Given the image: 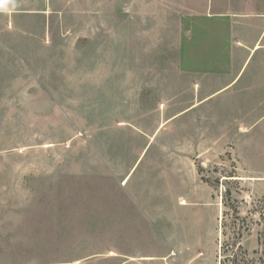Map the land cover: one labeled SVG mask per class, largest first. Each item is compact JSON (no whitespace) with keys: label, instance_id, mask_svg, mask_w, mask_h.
I'll use <instances>...</instances> for the list:
<instances>
[{"label":"rangeland","instance_id":"1","mask_svg":"<svg viewBox=\"0 0 264 264\" xmlns=\"http://www.w3.org/2000/svg\"><path fill=\"white\" fill-rule=\"evenodd\" d=\"M263 3L106 0L103 39L41 56L0 30V264H264V136L232 132L226 93L204 100L223 83L177 50L182 18Z\"/></svg>","mask_w":264,"mask_h":264},{"label":"crops","instance_id":"2","mask_svg":"<svg viewBox=\"0 0 264 264\" xmlns=\"http://www.w3.org/2000/svg\"><path fill=\"white\" fill-rule=\"evenodd\" d=\"M90 2L0 0L2 38L16 36L27 44L29 41H37L36 50L39 52L36 54L40 56L48 50L45 42L47 39H89L95 35L97 39H103L106 34V0H99L97 6V34L89 31ZM257 4L258 8L261 7L259 2ZM242 6L251 9L255 5L248 2ZM262 6L264 8V3ZM75 14L85 17L87 25L83 27L85 32L83 30L74 36L68 30L63 32L62 28L65 23L71 24ZM32 22L41 23V31L30 30L28 25ZM7 26L12 28L7 29ZM54 27L61 30H53ZM134 32L130 36L137 42L139 33L137 29ZM117 34L115 32L114 36H122ZM178 34L177 50L181 72L192 75L199 83H223L204 100L224 91L227 97V120L232 132L236 128L251 136H264V10L190 15L180 20ZM22 48L30 47H18L19 55H27L28 52ZM248 172L261 175L264 174V168L258 167L251 171L249 167Z\"/></svg>","mask_w":264,"mask_h":264},{"label":"bare ground","instance_id":"3","mask_svg":"<svg viewBox=\"0 0 264 264\" xmlns=\"http://www.w3.org/2000/svg\"><path fill=\"white\" fill-rule=\"evenodd\" d=\"M183 204V203H182Z\"/></svg>","mask_w":264,"mask_h":264}]
</instances>
